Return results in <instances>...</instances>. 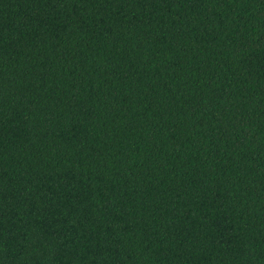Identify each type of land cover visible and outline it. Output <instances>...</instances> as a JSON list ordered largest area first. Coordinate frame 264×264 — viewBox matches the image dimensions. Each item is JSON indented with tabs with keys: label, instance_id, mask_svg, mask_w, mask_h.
Segmentation results:
<instances>
[{
	"label": "trees",
	"instance_id": "obj_1",
	"mask_svg": "<svg viewBox=\"0 0 264 264\" xmlns=\"http://www.w3.org/2000/svg\"><path fill=\"white\" fill-rule=\"evenodd\" d=\"M0 264H264V0H0Z\"/></svg>",
	"mask_w": 264,
	"mask_h": 264
}]
</instances>
